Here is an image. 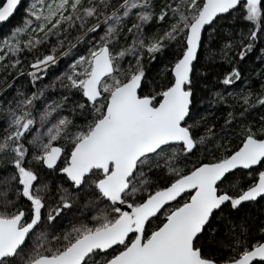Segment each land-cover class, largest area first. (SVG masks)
I'll list each match as a JSON object with an SVG mask.
<instances>
[{"label": "snow or ice", "instance_id": "6c2138e0", "mask_svg": "<svg viewBox=\"0 0 264 264\" xmlns=\"http://www.w3.org/2000/svg\"><path fill=\"white\" fill-rule=\"evenodd\" d=\"M257 42L264 0H30L0 37V264H264V204L244 207L264 201V68L254 92L241 65Z\"/></svg>", "mask_w": 264, "mask_h": 264}, {"label": "trees", "instance_id": "16d2710c", "mask_svg": "<svg viewBox=\"0 0 264 264\" xmlns=\"http://www.w3.org/2000/svg\"><path fill=\"white\" fill-rule=\"evenodd\" d=\"M26 0L22 1V3L19 5L18 9L16 10V12L14 13V15L5 23H0V37H2L3 35L7 34L10 29L17 25L18 22L21 21V18L24 14V8L26 6ZM131 21H129L130 23ZM235 24L237 27H242V26H246V22L242 21L241 19L237 18L235 21ZM162 28L163 25H159L156 22H151L147 28L146 31L151 33L153 31H155L157 28ZM205 36H207V32H205ZM259 47H264V44H260L259 42H257V45L255 46V49L250 52L248 54V56L241 62V65L243 67L244 70V76L248 79V83L251 87L252 91H258L259 90V85L261 83V78L259 76V71L264 68V61L258 60V54H259ZM169 52H171V50H169ZM200 56H201V62L204 61V56L205 53L203 51V49H201L200 52ZM169 58V53L165 52L162 53L160 55H158L157 57V61L153 62L149 65L148 67V76L150 78H153L156 76V74L160 71L162 65L164 64V62ZM65 60L61 59L58 63L57 66H55V68L51 71L48 72L47 78L42 80L41 83L43 84H47L49 81L52 80L53 76L58 74L59 71L63 70V68L65 67ZM125 63H127V61H125ZM146 63H147V59H146ZM197 67H200V64H197ZM227 70H230L227 65H222V64H217L213 70L211 75L208 76L206 83L208 84V90H206L202 97L203 99L207 100V96H208V91L214 90L213 89V85H216L217 87L220 86V81L219 80H213V76H216L217 74L219 75H223V73ZM9 79H11V77H9ZM28 81L27 77H24L21 80H18L17 83L18 84H24V86L26 88H28L29 91L34 90L31 86V84ZM243 84V80H241L240 82L235 84V89H239ZM40 85H37V87H39ZM202 86H203V82H202ZM3 89V85H0V90ZM14 90V89H13ZM229 91H231L232 89L229 88ZM221 91H223V88H221ZM61 93L59 92V90L57 89L55 93L52 92L51 89L48 90V95L49 98H54V96L60 95ZM12 92L8 91L3 93V96H11ZM3 96H0V98H3ZM203 111V109H201ZM228 111V108L224 105H219L217 107V110L215 111V115L213 116V119L216 120L217 122V127H219L220 123H222L223 119L226 118V113ZM261 114H264V110H258L257 112L253 113L252 115L256 118H258ZM250 119L252 118V116L249 117ZM4 125L0 124V134H2V129H3ZM33 131H35V129H33ZM238 141L236 139L232 140V144L235 145ZM62 160L60 161V164L62 166ZM50 175V173H48ZM235 177L237 178H246L247 177V172L246 170L240 169L237 170L236 172H234L233 174ZM161 182H163V177L161 178ZM183 197H181L182 199ZM261 204H264V201H260V203L258 204H254V205H245V214L246 215H250L253 220L256 219V214L261 210ZM162 215V214H161ZM159 219V217L157 218V220ZM156 220H153L152 223H156ZM252 237L254 239H260L261 238V234L255 229V227H253L252 229Z\"/></svg>", "mask_w": 264, "mask_h": 264}, {"label": "water", "instance_id": "95a60500", "mask_svg": "<svg viewBox=\"0 0 264 264\" xmlns=\"http://www.w3.org/2000/svg\"><path fill=\"white\" fill-rule=\"evenodd\" d=\"M22 1H24V0H20L19 5L22 3ZM18 7H19V6H18ZM18 7L16 8V10L18 9ZM16 10H15V12H16ZM15 12H14V13H15ZM13 15H14V14H12L9 18H7L6 21L0 22V23H5V22H7V21H8Z\"/></svg>", "mask_w": 264, "mask_h": 264}, {"label": "rangeland", "instance_id": "374dc122", "mask_svg": "<svg viewBox=\"0 0 264 264\" xmlns=\"http://www.w3.org/2000/svg\"><path fill=\"white\" fill-rule=\"evenodd\" d=\"M28 2H30V0H26V2H25V3H26V5H27V3H28ZM25 7H26V6H25Z\"/></svg>", "mask_w": 264, "mask_h": 264}]
</instances>
